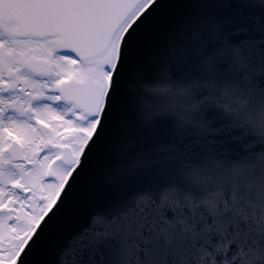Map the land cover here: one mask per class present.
Segmentation results:
<instances>
[{
    "label": "snow or ice",
    "instance_id": "snow-or-ice-1",
    "mask_svg": "<svg viewBox=\"0 0 264 264\" xmlns=\"http://www.w3.org/2000/svg\"><path fill=\"white\" fill-rule=\"evenodd\" d=\"M0 264H264V0H0Z\"/></svg>",
    "mask_w": 264,
    "mask_h": 264
}]
</instances>
